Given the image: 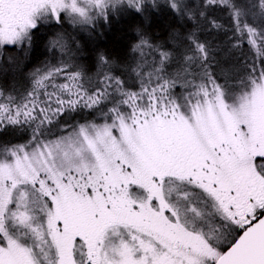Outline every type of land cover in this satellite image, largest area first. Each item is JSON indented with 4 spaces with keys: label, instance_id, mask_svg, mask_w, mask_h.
Wrapping results in <instances>:
<instances>
[{
    "label": "snow or ice",
    "instance_id": "snow-or-ice-1",
    "mask_svg": "<svg viewBox=\"0 0 264 264\" xmlns=\"http://www.w3.org/2000/svg\"><path fill=\"white\" fill-rule=\"evenodd\" d=\"M213 6L228 14L226 54L247 43L264 64V0H204L198 13L171 3L197 29H221L206 17ZM128 9L146 5L0 0V49L30 45L44 22L90 25ZM187 39L172 72L176 53L156 49L149 63L147 41L136 45L134 85L101 56L94 89L64 65L37 69L19 98L0 91V130H31L0 147V264H264V67L214 63L209 41ZM101 105L103 123L47 139L66 113Z\"/></svg>",
    "mask_w": 264,
    "mask_h": 264
},
{
    "label": "trees",
    "instance_id": "trees-1",
    "mask_svg": "<svg viewBox=\"0 0 264 264\" xmlns=\"http://www.w3.org/2000/svg\"><path fill=\"white\" fill-rule=\"evenodd\" d=\"M258 2V0H257ZM204 0H199L195 8L191 11L198 13L203 10L202 5ZM199 4V5H198ZM153 5V4H152ZM151 2L148 1L146 4V10L143 12H137L133 9H128L127 14L120 19L115 20L112 15H108V20L103 23L104 27L100 32L97 27L87 26L83 30L87 32L89 37L86 42V54L87 59L85 63L93 65L97 54L99 57L103 56L105 59L113 60L117 62L116 65H120L122 68L128 70L126 71V80L132 78L133 74L130 72V68L135 67V61H137L140 56L139 50L136 49V45L140 44L142 40L147 41V44L143 47H147V50L151 49H172L175 44L187 45V39L184 41L183 37L190 35L192 32H196V35L203 42L204 40L209 41L213 47H219L223 45L227 47V38L231 36V31H225L230 29V23L227 11L223 9V6H213L211 9L206 10V17L208 19H215L218 23L223 25L221 29H209L206 21L200 22V27L197 29L196 22L189 19L187 13L181 14L171 8V4L162 2L159 8L152 7ZM157 5V4H154ZM191 4H189V7ZM66 28V29H65ZM72 23H68V20H61L58 23L44 24L42 28L34 30L33 38L31 41V48L28 50L29 57H22L35 67L41 61L48 59L55 50H46L48 39L54 38V33H61L68 35L70 37L78 36L79 32L73 29ZM71 29V30H70ZM56 30V31H55ZM185 34V35H184ZM51 35L53 37H51ZM179 35H184L179 37ZM83 36V33H81ZM156 38H159V46H156ZM211 40V41H210ZM151 45V47H148ZM238 50H244L248 53L247 59H242L241 62L244 65L243 68H250L255 61L254 51L249 47L247 43H244L242 47ZM27 51V50H26ZM11 59H20L19 53L13 54ZM236 56V55H235ZM146 59V58H145ZM147 60V59H146ZM9 65L3 66L0 70V81L6 83L11 80L10 73L7 72ZM30 66V67H31ZM255 67L257 69L264 67L259 60L255 61ZM245 75L247 73L244 71ZM120 75V74H116ZM123 78V75H120ZM125 78V77H124ZM135 85L133 88H137ZM94 116L93 113H82L76 116L78 118L85 119ZM84 117V118H83ZM21 128L11 127L6 130H13L10 133H4L0 136V147L10 146L11 144H17L24 142L29 137L28 130H25L26 134H18L14 130H20ZM15 132V134L13 133ZM20 133V132H19ZM16 136V137H14Z\"/></svg>",
    "mask_w": 264,
    "mask_h": 264
},
{
    "label": "rangeland",
    "instance_id": "rangeland-1",
    "mask_svg": "<svg viewBox=\"0 0 264 264\" xmlns=\"http://www.w3.org/2000/svg\"><path fill=\"white\" fill-rule=\"evenodd\" d=\"M148 1L151 2V5L153 4L152 7H154V8H159V5H161L162 2L167 3V1H168L170 4L172 3V0H144V2H148ZM183 2L187 5L189 10L190 9L192 10V8H195V6L199 2V0H183ZM154 4H157V5H154ZM189 4H191L190 7H189ZM126 14H127V11H120V12L112 11L109 15H112V17H114L115 20H117L118 18L120 19L121 17H123ZM62 16H63V14H62ZM64 20H68V23H72L70 21V19H68L66 16L64 17ZM107 20H108L107 17L97 18L96 20L93 21V23L91 25L93 26L96 24L95 27H97V29L101 32L102 31L101 29L104 28V27H102L103 26L102 22L106 23ZM49 22L50 21L45 22V23H49ZM56 22L57 21H55V20L51 21V23H56ZM72 26H74V28H73L74 30H77V32H79V35L74 36V37H70L68 35L62 34L65 41L67 42V47L63 51L59 48L54 49L52 47H49L50 51H52L54 49L55 52H53L47 60L43 61L42 63H38L35 67H32L31 64H28V62L27 61L25 62V59L22 58L25 56L29 57L28 55H29L30 51L28 52V50H30L32 44L19 46L20 59H18L16 57H15V59H11L9 69H7V72L10 73L12 78L10 81H7L6 83L0 85V91H3L5 93V95L11 94V95H14V96L19 98L21 95L25 94V92L27 90H30L31 84H32V73H34L37 69L43 70V69H45L46 66H48V67H50V66L60 67V66H64V65H69L73 69L82 70V72L84 73V81L86 82V87H88L90 89H94L97 86L98 81L100 79H102V76H100V73L103 71V69H102V66L100 64V57L97 54V57H96L95 61H93L92 66L90 64L85 63V60L87 59V54L85 51L86 42L88 41L89 37L87 35V32H85L83 30V28L87 27V25H78V24L72 23ZM81 33H83V36H81ZM184 35H179V37H183ZM58 36H61V33L60 32L57 33V31H56L54 33V38L49 39V42L52 41L53 39L57 38ZM188 36L189 35L183 37L184 41L187 39ZM51 37H53V36L51 35ZM156 41H157L156 46L158 48L161 47V46H159V38L158 39L156 38ZM188 44H189V41L187 39V45L180 43V44H175L174 48L169 49V50L161 49V51H169V52L176 53V59L169 66V69H168L169 72L176 70V68H177V62L176 61L179 59V54L182 53L188 47ZM214 48L216 49L214 63L216 61H218L220 63H224L227 60L230 63L238 62L239 65L244 66L242 64L241 60L243 58L247 59V57H248V53L244 52V50L243 51L242 50H233L230 54H226L225 49L227 47L220 45L219 47H214ZM155 50H156V48L151 49V50H147V47H143L144 56L149 63H151V61L156 56ZM137 58H140V56H138ZM109 61L112 63L113 73L123 75V79H126L125 75H126V71H128V70L122 68L120 65H116L117 62H114L111 59H109ZM255 61H258V60L255 59ZM0 65H1V56H0ZM241 74L245 75L243 68L241 69ZM60 82H62V81H60ZM128 83L130 85H134V77L133 76H132V78L128 79ZM136 89L137 88H133V90H136ZM177 91H179V89H177ZM110 106L111 105H108L107 107H110ZM101 110L106 111V107L104 105H101L100 109H96V110L77 109L74 112L66 113L64 116H62L60 118L58 123H56L53 126H50V129L47 133V139L52 140V139H56L58 136L63 135L64 133L61 132V129L64 128L66 125L83 124V123L88 122V121H92V122H95L98 124L103 123L104 119H103V116L101 114ZM80 112H82L83 114L85 112L86 113H90V112L93 113L94 112V116H92L90 118H85V119L78 118L76 120V116L78 117ZM8 128H11V127H6L5 129L0 130V136H1V134L4 133V131H5V133H7V132L10 133L13 131V130H6ZM25 130H28V132H29V137H28V139H29L31 136V130L30 129H20L18 131L17 130H14V131L18 134L25 135L26 134ZM15 132H13V133L15 134ZM14 137H16V136H14ZM26 141L21 142V143H25Z\"/></svg>",
    "mask_w": 264,
    "mask_h": 264
},
{
    "label": "flooded vegetation",
    "instance_id": "flooded-vegetation-1",
    "mask_svg": "<svg viewBox=\"0 0 264 264\" xmlns=\"http://www.w3.org/2000/svg\"><path fill=\"white\" fill-rule=\"evenodd\" d=\"M144 4L146 5V4H148V2H144ZM107 18H108V16H107ZM59 22H56V23L59 24ZM50 23H51V21L49 23H45V22L41 23L38 28H42L44 26V24L47 25V24H50ZM87 26H92V25L90 24V25H87ZM49 47H51V46H50V42H49V39H48V43H47V46H46V50L47 51L50 50ZM19 50H20L19 46H5L2 49H0V56H1L0 70H1V68H3V66L9 65L11 63L10 60L14 56L13 54L19 53ZM42 62L43 61H41L40 63H42ZM2 84H3V82L0 81V85H2Z\"/></svg>",
    "mask_w": 264,
    "mask_h": 264
}]
</instances>
